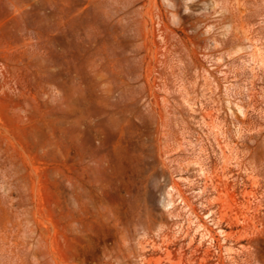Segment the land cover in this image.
<instances>
[{"label": "rangeland", "instance_id": "1", "mask_svg": "<svg viewBox=\"0 0 264 264\" xmlns=\"http://www.w3.org/2000/svg\"><path fill=\"white\" fill-rule=\"evenodd\" d=\"M0 264H264V0H0Z\"/></svg>", "mask_w": 264, "mask_h": 264}, {"label": "bare ground", "instance_id": "2", "mask_svg": "<svg viewBox=\"0 0 264 264\" xmlns=\"http://www.w3.org/2000/svg\"><path fill=\"white\" fill-rule=\"evenodd\" d=\"M127 172V171H126ZM129 172V170H128ZM133 175V174H132ZM129 184H130V175L127 173L125 175V178H124V190L127 194L128 192V187H129ZM126 194L124 195V198H123V201H124V211L126 214H129L130 213V206H129V198L126 196ZM169 197V196H168ZM182 201L186 204V206L188 207V211L192 214H194L193 210H192V206L189 202H187L186 199H184L182 197ZM173 206V202L171 199H169L166 203H165V208H172Z\"/></svg>", "mask_w": 264, "mask_h": 264}]
</instances>
